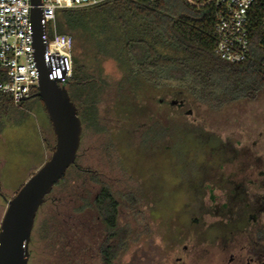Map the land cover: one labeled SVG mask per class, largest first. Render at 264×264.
Segmentation results:
<instances>
[{
    "label": "trees",
    "instance_id": "1",
    "mask_svg": "<svg viewBox=\"0 0 264 264\" xmlns=\"http://www.w3.org/2000/svg\"><path fill=\"white\" fill-rule=\"evenodd\" d=\"M194 1L197 5L187 0H104L55 11L57 31L73 38L71 77L59 85L68 95L70 90L81 94L79 108L69 96L76 106L81 130L74 162L37 210L42 213L49 204L52 214L45 217L44 230L38 238L43 246L37 248L36 240L30 236L27 264H42L33 262L37 255L52 264H112L122 248L125 233L118 228V201L111 184L103 179L101 171L81 168L76 162L82 127L89 119L81 114L80 105L96 110V89L112 87L131 94L138 105L151 109L146 115L149 122H160L165 132L172 124L192 128L193 124L185 122L187 109L207 105L217 112L225 105L253 99L264 89L260 15L252 19L249 57L237 64L228 63L214 53V3ZM108 60L121 72L112 84L102 75ZM5 80L0 69V82ZM36 91L33 89L26 99H40ZM0 104L16 109L2 92ZM53 145L52 131L51 140L45 142L49 154ZM69 170L75 176L73 181L79 180L77 192L67 198L52 197L55 190L63 191ZM90 185H97L98 191L89 203L79 194ZM61 207L67 210L60 211ZM96 216H100L99 228L95 227L97 220H91ZM90 233L100 236L95 254H86L82 245L83 236Z\"/></svg>",
    "mask_w": 264,
    "mask_h": 264
},
{
    "label": "rangeland",
    "instance_id": "2",
    "mask_svg": "<svg viewBox=\"0 0 264 264\" xmlns=\"http://www.w3.org/2000/svg\"><path fill=\"white\" fill-rule=\"evenodd\" d=\"M120 74L113 61L104 63L102 75L107 82L112 84ZM121 92L112 87L98 88L96 110L80 105L81 114L89 119L82 127L76 162L81 168L101 171L104 178L99 177L111 184L118 201V228L125 234L112 264H170L177 242L179 247H190L184 226L192 216L202 214L204 174L219 165L220 148L226 150L222 144L238 139L239 145L264 152V89L253 99L225 105L217 112L197 105L185 119L192 128L172 124L166 132L160 122H149L146 115L150 108ZM68 96L79 108L81 94L70 90ZM15 107L0 104V221L6 200L49 156L45 142L52 138L40 99H24ZM67 175L63 191L55 190L52 197L67 198L77 192L79 180L73 181L70 170ZM97 191V185H90L79 195L90 203ZM51 214L47 204L35 217L31 237L37 248L43 246L38 238L45 217ZM99 237L92 233L83 236L86 254L96 253ZM33 259L52 264L38 255Z\"/></svg>",
    "mask_w": 264,
    "mask_h": 264
},
{
    "label": "flooded vegetation",
    "instance_id": "3",
    "mask_svg": "<svg viewBox=\"0 0 264 264\" xmlns=\"http://www.w3.org/2000/svg\"><path fill=\"white\" fill-rule=\"evenodd\" d=\"M226 143L219 165L204 174L202 214L184 226L190 247L177 242L170 264H264V152Z\"/></svg>",
    "mask_w": 264,
    "mask_h": 264
},
{
    "label": "built area",
    "instance_id": "4",
    "mask_svg": "<svg viewBox=\"0 0 264 264\" xmlns=\"http://www.w3.org/2000/svg\"><path fill=\"white\" fill-rule=\"evenodd\" d=\"M104 0H39L42 25L41 39L45 42L43 59L47 76L64 83L71 77L73 38L59 33L55 11L93 5ZM197 5L194 0H187ZM214 3V53L222 60L237 64L249 57L253 16L260 15L264 47V0H204ZM262 8V11L259 9ZM30 0H0V69L6 80L0 82V92L14 105L37 90L39 70L34 57ZM48 32H50L49 36Z\"/></svg>",
    "mask_w": 264,
    "mask_h": 264
},
{
    "label": "water",
    "instance_id": "5",
    "mask_svg": "<svg viewBox=\"0 0 264 264\" xmlns=\"http://www.w3.org/2000/svg\"><path fill=\"white\" fill-rule=\"evenodd\" d=\"M30 3L34 57L39 70L36 95L50 121L54 145L44 162L6 200L0 221V264H27L28 243L37 210L46 194L74 162L80 139V120L65 87L47 76L39 0H30Z\"/></svg>",
    "mask_w": 264,
    "mask_h": 264
},
{
    "label": "crops",
    "instance_id": "6",
    "mask_svg": "<svg viewBox=\"0 0 264 264\" xmlns=\"http://www.w3.org/2000/svg\"><path fill=\"white\" fill-rule=\"evenodd\" d=\"M15 111H17V110H15ZM48 118V117H47ZM49 120V119H48ZM50 123V122H49ZM2 162V158H0V163Z\"/></svg>",
    "mask_w": 264,
    "mask_h": 264
}]
</instances>
